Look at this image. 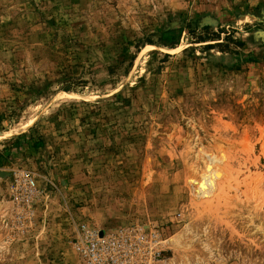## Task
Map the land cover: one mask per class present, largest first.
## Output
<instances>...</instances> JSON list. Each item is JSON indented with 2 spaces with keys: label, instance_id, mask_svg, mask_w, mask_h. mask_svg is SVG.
Instances as JSON below:
<instances>
[{
  "label": "rangeland",
  "instance_id": "obj_1",
  "mask_svg": "<svg viewBox=\"0 0 264 264\" xmlns=\"http://www.w3.org/2000/svg\"><path fill=\"white\" fill-rule=\"evenodd\" d=\"M79 223L264 264V0H0V264H78Z\"/></svg>",
  "mask_w": 264,
  "mask_h": 264
},
{
  "label": "built area",
  "instance_id": "obj_2",
  "mask_svg": "<svg viewBox=\"0 0 264 264\" xmlns=\"http://www.w3.org/2000/svg\"><path fill=\"white\" fill-rule=\"evenodd\" d=\"M21 201L29 204L35 191L31 177L25 176ZM159 234L152 228L131 224L115 229L75 226L70 240L78 264H160Z\"/></svg>",
  "mask_w": 264,
  "mask_h": 264
},
{
  "label": "bare ground",
  "instance_id": "obj_3",
  "mask_svg": "<svg viewBox=\"0 0 264 264\" xmlns=\"http://www.w3.org/2000/svg\"><path fill=\"white\" fill-rule=\"evenodd\" d=\"M211 182L208 180L207 177H203L202 181L199 183L198 188L196 190L197 194L205 195L207 194L210 188Z\"/></svg>",
  "mask_w": 264,
  "mask_h": 264
},
{
  "label": "trees",
  "instance_id": "obj_4",
  "mask_svg": "<svg viewBox=\"0 0 264 264\" xmlns=\"http://www.w3.org/2000/svg\"><path fill=\"white\" fill-rule=\"evenodd\" d=\"M214 47H216V46H213V45L207 46L208 49H213ZM39 145H40V142H36L33 144L34 147H37Z\"/></svg>",
  "mask_w": 264,
  "mask_h": 264
}]
</instances>
